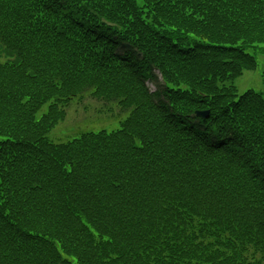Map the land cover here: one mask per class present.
Wrapping results in <instances>:
<instances>
[{
	"label": "trees",
	"instance_id": "trees-1",
	"mask_svg": "<svg viewBox=\"0 0 264 264\" xmlns=\"http://www.w3.org/2000/svg\"><path fill=\"white\" fill-rule=\"evenodd\" d=\"M0 46V264H264V0H0ZM83 95L127 116L48 139Z\"/></svg>",
	"mask_w": 264,
	"mask_h": 264
},
{
	"label": "rangeland",
	"instance_id": "rangeland-1",
	"mask_svg": "<svg viewBox=\"0 0 264 264\" xmlns=\"http://www.w3.org/2000/svg\"><path fill=\"white\" fill-rule=\"evenodd\" d=\"M8 57L0 46V61L6 60ZM264 66V59L258 58V65L255 70L244 71L241 76L235 80L238 94L246 89H254L260 91L263 89L260 72ZM149 87L154 89V85L149 82ZM43 106L39 111L45 109ZM111 110L108 111L97 100L89 95H83L79 99H73L66 107L65 119L59 122L49 133L47 137L54 142H65L77 137L84 131H99L105 129L107 131L119 127L120 122L127 116V111H120L115 105H110ZM37 115V116H38Z\"/></svg>",
	"mask_w": 264,
	"mask_h": 264
},
{
	"label": "water",
	"instance_id": "water-1",
	"mask_svg": "<svg viewBox=\"0 0 264 264\" xmlns=\"http://www.w3.org/2000/svg\"><path fill=\"white\" fill-rule=\"evenodd\" d=\"M196 114L199 116H206L207 115V111H196Z\"/></svg>",
	"mask_w": 264,
	"mask_h": 264
}]
</instances>
